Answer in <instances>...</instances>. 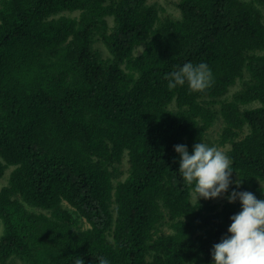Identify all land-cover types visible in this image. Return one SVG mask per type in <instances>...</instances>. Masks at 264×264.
<instances>
[{
  "label": "trees",
  "instance_id": "1",
  "mask_svg": "<svg viewBox=\"0 0 264 264\" xmlns=\"http://www.w3.org/2000/svg\"><path fill=\"white\" fill-rule=\"evenodd\" d=\"M176 1L0 0V264H214L227 197L264 199V0ZM189 62L211 88H168ZM200 142L228 147L223 201L179 172Z\"/></svg>",
  "mask_w": 264,
  "mask_h": 264
},
{
  "label": "clouds",
  "instance_id": "2",
  "mask_svg": "<svg viewBox=\"0 0 264 264\" xmlns=\"http://www.w3.org/2000/svg\"><path fill=\"white\" fill-rule=\"evenodd\" d=\"M165 79L170 90L187 83L192 92L200 93L214 83L212 71L205 63H186ZM174 147L181 158L179 172L187 186L197 194L198 201L200 198H218L228 191L233 162L223 150L202 142L194 144L193 154H189L186 145ZM236 185L240 187L241 182L237 181ZM227 199L230 203L239 199L242 210L231 217L233 222L228 228L231 235L213 245L214 264H264V199H257L247 191H233ZM98 259L99 264H109L107 259ZM74 264H84V261L77 256Z\"/></svg>",
  "mask_w": 264,
  "mask_h": 264
},
{
  "label": "rangeland",
  "instance_id": "3",
  "mask_svg": "<svg viewBox=\"0 0 264 264\" xmlns=\"http://www.w3.org/2000/svg\"><path fill=\"white\" fill-rule=\"evenodd\" d=\"M151 3L156 4L161 11V15H165V10L170 13V14H174L177 17L181 16V13L177 7V1L176 0H151ZM99 47L101 49L104 50V52H106V49L104 48L102 43H99ZM143 47H140L138 50V54H140L143 51ZM107 53V52H106ZM236 91V89H232L231 93L229 94L228 97H231V94H233ZM217 132V131H216ZM221 150H223L227 155H228V147H222L220 148ZM11 170L9 172L6 173L5 177L0 180V190L2 189V187L8 183L9 180V176H10ZM227 196V192L222 194L220 197L216 198L219 201H223ZM3 233V229H0V237ZM13 264H23L22 261L18 258H15L13 261Z\"/></svg>",
  "mask_w": 264,
  "mask_h": 264
},
{
  "label": "bare ground",
  "instance_id": "4",
  "mask_svg": "<svg viewBox=\"0 0 264 264\" xmlns=\"http://www.w3.org/2000/svg\"><path fill=\"white\" fill-rule=\"evenodd\" d=\"M251 106V105H250Z\"/></svg>",
  "mask_w": 264,
  "mask_h": 264
}]
</instances>
